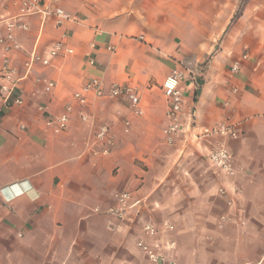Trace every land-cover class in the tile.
<instances>
[{
	"label": "crops",
	"instance_id": "crops-1",
	"mask_svg": "<svg viewBox=\"0 0 264 264\" xmlns=\"http://www.w3.org/2000/svg\"><path fill=\"white\" fill-rule=\"evenodd\" d=\"M44 1L79 19L54 28L31 16L16 35V76L27 51L40 60L7 106L0 101V264H151L136 243L156 250L161 238L141 226L163 220L173 225L174 264H264V0ZM10 9L0 5V15ZM57 42L62 49L50 56ZM174 70L184 128L169 143L161 86ZM92 79L105 96H87L82 122L72 94ZM112 84L136 88L142 116L107 97ZM68 105L67 127H48L47 116ZM224 120L239 134L228 142L238 172L231 179L206 160L214 139L194 136ZM99 124L112 145L96 140ZM126 190L140 205L121 219L114 196ZM221 217L229 221L220 226Z\"/></svg>",
	"mask_w": 264,
	"mask_h": 264
},
{
	"label": "built area",
	"instance_id": "built-area-1",
	"mask_svg": "<svg viewBox=\"0 0 264 264\" xmlns=\"http://www.w3.org/2000/svg\"><path fill=\"white\" fill-rule=\"evenodd\" d=\"M0 5L9 6L10 12L5 15H0V46L3 53V59L0 65V101L2 106H7L8 99L12 92L16 89L17 84L21 79L27 77L33 68L35 62L40 60V55L35 52V48L26 52V58L22 63L24 74L21 77L16 76V68L12 65L10 54L21 49V46L16 42V35L19 32L28 30L25 20L31 16H39L42 20V25L50 23L54 28L61 26L64 22H76L78 16L71 14L60 7L49 6L44 0H0ZM62 49L61 43H55L51 46L47 53L50 56L57 55ZM247 59L243 55L239 62H235L231 66V71L238 70L241 61ZM181 73L177 70L172 71L164 80L161 86L163 96L168 103L167 110V137L168 142L172 143L177 139L183 131V125L180 122V117L183 111L184 98L180 89L179 83ZM54 87L52 82H47L44 91L49 92ZM92 95L95 98H103L104 88L100 80L92 79L85 83L79 90L73 92L72 103L77 106L78 117L82 122L88 121L87 114L82 111V108L87 105V96ZM110 100L118 99L127 105L128 114L131 117L137 118L142 116L143 108L140 103V96L133 86H118L112 84L106 93ZM22 100L16 98L14 105H21ZM40 110L46 109L40 107ZM72 105L64 108L62 114L56 117L48 115L46 125L63 130L67 127L70 117L73 112ZM190 127L195 124L194 113L191 112ZM125 130L128 129L130 121L124 119ZM196 140L205 141L210 138L214 139L211 148L206 152V160L210 166L222 176L226 178H235L238 174L234 164L233 156L228 146L229 141L238 140L239 134L236 130V124L230 120H224L215 125H205L200 127L198 134H194ZM95 138L107 145L113 144V135L109 127L105 124H99L95 131ZM219 194H226L223 188L218 190ZM115 200L118 203L116 212L121 219L130 216V210L140 205V201H134L129 190L116 194ZM136 213V212H135ZM138 212L134 215L136 217ZM229 221L228 217H221L218 224L221 226L224 222ZM142 231L144 234H151L161 238V243L156 250H153L145 240L139 239L136 243L138 250L146 257L151 264H174V261L168 257V250L172 247V242L169 240V233L173 230V225L166 220L159 224L152 222H142ZM61 264H71L63 262Z\"/></svg>",
	"mask_w": 264,
	"mask_h": 264
},
{
	"label": "rangeland",
	"instance_id": "rangeland-1",
	"mask_svg": "<svg viewBox=\"0 0 264 264\" xmlns=\"http://www.w3.org/2000/svg\"><path fill=\"white\" fill-rule=\"evenodd\" d=\"M122 103V102H121ZM128 128H129V126H128Z\"/></svg>",
	"mask_w": 264,
	"mask_h": 264
}]
</instances>
